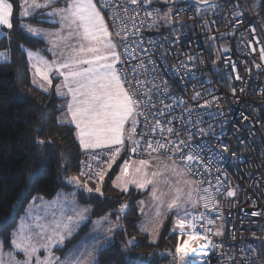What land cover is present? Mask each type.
<instances>
[{
  "label": "built area",
  "instance_id": "obj_1",
  "mask_svg": "<svg viewBox=\"0 0 264 264\" xmlns=\"http://www.w3.org/2000/svg\"><path fill=\"white\" fill-rule=\"evenodd\" d=\"M205 1L94 0L135 124L131 141L83 152L79 172L99 185L120 156L181 163L203 263L264 264V11Z\"/></svg>",
  "mask_w": 264,
  "mask_h": 264
},
{
  "label": "trees",
  "instance_id": "obj_2",
  "mask_svg": "<svg viewBox=\"0 0 264 264\" xmlns=\"http://www.w3.org/2000/svg\"><path fill=\"white\" fill-rule=\"evenodd\" d=\"M8 1L11 23L0 34V237L7 242L28 202L70 190L90 218L108 214L117 219L113 231L100 236L94 264H190L189 257L176 262L177 239L167 220L155 240L139 228L138 194L112 185L122 156L105 170L99 185L80 174L83 151L74 128L58 121L62 99L31 76L26 51L41 49L43 43L20 25L19 0ZM151 1L160 8L167 4ZM259 8L264 11V0H259ZM43 20L38 12L28 18L32 24L50 25ZM69 177L78 180V189L67 183ZM81 227L75 235L87 228L86 224Z\"/></svg>",
  "mask_w": 264,
  "mask_h": 264
},
{
  "label": "rangeland",
  "instance_id": "obj_3",
  "mask_svg": "<svg viewBox=\"0 0 264 264\" xmlns=\"http://www.w3.org/2000/svg\"><path fill=\"white\" fill-rule=\"evenodd\" d=\"M158 1L166 4L194 0ZM195 1L201 2V6L207 4L205 0ZM248 2L253 10L259 12V0ZM73 4L76 10L80 9V4L75 1L71 6ZM68 8L70 5L59 13L56 11L57 15L60 14L61 17L64 11V18L67 20L72 13ZM52 12L50 11L51 14ZM25 24L27 23L22 22L23 26ZM90 24L91 21H86V25ZM99 45V40L96 39L93 47L96 55L100 52ZM40 65L44 67L47 63ZM97 69L100 70H95V75L93 72L91 75L87 72L79 75L76 82L74 77V83L83 84L91 77L89 86L85 88L92 90L98 97L96 104L103 109L105 105H113L114 102L110 97L113 96L114 90L111 87L113 74L108 76L109 68L103 61L99 62ZM100 77L101 81L98 80ZM77 89L79 90L78 86ZM81 90L84 91L83 88ZM134 124L135 118L124 127L123 132L130 131ZM117 126L118 124H115L113 127ZM127 141H131L130 136ZM66 181L74 185L75 189L80 187L76 184L78 180L75 177H69ZM112 185L123 191L132 189L138 194L135 204L140 215L139 228L146 232L151 240L156 239L163 221L167 220L169 231L174 232L177 239V263L189 257L190 264H204L205 251L201 235L191 230L187 221L189 212L194 210L197 204V188L181 163L156 155H148L143 160L133 159L126 164L123 162L112 180ZM72 192L61 190L50 199L28 202L10 230L7 242L0 237V264H94L100 236H108L113 231L117 219L108 214L90 218L87 209L78 204L73 194H70ZM83 224H86L87 228L84 227L75 235Z\"/></svg>",
  "mask_w": 264,
  "mask_h": 264
},
{
  "label": "crops",
  "instance_id": "obj_4",
  "mask_svg": "<svg viewBox=\"0 0 264 264\" xmlns=\"http://www.w3.org/2000/svg\"><path fill=\"white\" fill-rule=\"evenodd\" d=\"M73 1L80 4V9L76 10L74 4L71 6ZM69 5L68 11L72 13L67 20L64 11L61 17L57 15ZM11 11L10 2L0 0V30L10 26ZM36 12L50 25L29 22L28 18ZM18 18L22 28L43 43L41 49L26 51L31 76L43 89H52L62 99L63 108L58 121L73 126L80 150L85 152L108 147L131 137L133 126L125 133L123 129L135 118V108L114 69L117 50L94 0H19ZM86 21H91V24L86 25ZM22 22L27 24L23 26ZM96 39L100 44L99 55L93 50ZM100 61L109 68L108 76L113 74L111 87L114 88L113 96H110L114 100L113 105H105L103 109L95 102L98 97L85 88L89 86L91 77L83 84L74 83V77L76 82L77 77L86 72L95 75V70H100L97 69ZM40 63L47 65L43 67ZM98 80L101 81V77ZM115 124L118 126L114 128Z\"/></svg>",
  "mask_w": 264,
  "mask_h": 264
}]
</instances>
